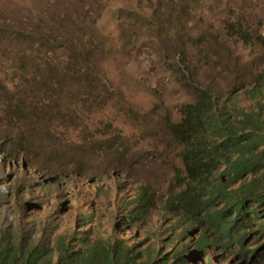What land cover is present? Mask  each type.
Wrapping results in <instances>:
<instances>
[{"label":"trees","instance_id":"16d2710c","mask_svg":"<svg viewBox=\"0 0 264 264\" xmlns=\"http://www.w3.org/2000/svg\"><path fill=\"white\" fill-rule=\"evenodd\" d=\"M202 2L206 9L208 1ZM184 6L182 0H144L133 10L170 16L183 13ZM108 8L113 15L105 20L112 25L120 7ZM50 14L0 18V122L5 123H0V264H264V67L240 92L196 87L195 101L183 104L179 119L168 120L158 133V146L175 142L181 162L175 169L176 191L163 203L170 217L164 234L97 238L95 227H83L94 220L91 215L83 218L80 228L86 230L54 240L47 221L27 223L25 209L31 204L22 202V195L33 190L20 182L19 173L12 175V168L29 165L30 154L65 182L71 169L85 171L72 153L92 143L82 135L77 146L63 132L92 129L91 109L108 103L105 79L98 77L83 28L89 21L66 26V19ZM241 16H229L228 31L251 46L253 31ZM260 44L264 48V37ZM243 96L250 107L242 105ZM42 133L49 136L47 143L35 140ZM35 147L44 151L46 163L39 162ZM143 190L127 203V229L154 208L157 193ZM43 208L36 205L38 212Z\"/></svg>","mask_w":264,"mask_h":264},{"label":"rangeland","instance_id":"374dc122","mask_svg":"<svg viewBox=\"0 0 264 264\" xmlns=\"http://www.w3.org/2000/svg\"><path fill=\"white\" fill-rule=\"evenodd\" d=\"M139 1L144 0H0L1 19L26 20L31 14L51 13L66 19V26L89 21L84 32L90 38L98 77L105 79L103 99L108 103L97 102L91 109L92 129L82 134L63 132L77 146L82 144L78 138L82 135L92 143L83 150L73 149L72 157L82 161L85 171L71 169L65 182L26 153L29 168L11 170L12 175L19 173L20 182L38 186L31 196L24 194L22 202L44 208L40 212L26 208L27 223L47 221L54 240L71 239L88 229L80 226L89 215L96 217L90 225L97 238H153L158 230L164 234L170 217L163 203L176 191L175 169L181 168V162L175 142L167 148L158 146V133L168 120L179 119L183 104L195 101L196 87L217 94L240 92L264 67L260 44L264 0H206V9H201L203 0H182L183 13L170 16L136 13L133 9ZM112 4L120 10L110 25L105 18L113 15L108 8ZM234 13L242 15L240 20L253 31L251 46L230 36L227 19ZM94 21L96 26L91 27ZM9 75L15 76L13 72ZM241 103L251 105L244 96ZM48 137L42 133L35 140L47 143ZM34 150L41 157L39 162H45L44 151L40 147ZM127 150L130 157L121 160L119 154ZM48 168L54 170L55 166ZM143 187L157 193L154 208L137 227L127 229V203Z\"/></svg>","mask_w":264,"mask_h":264},{"label":"clouds","instance_id":"9594fccd","mask_svg":"<svg viewBox=\"0 0 264 264\" xmlns=\"http://www.w3.org/2000/svg\"><path fill=\"white\" fill-rule=\"evenodd\" d=\"M24 166V164L23 165H19L17 168H21V167H23ZM29 168V165L27 164V162H26V166L24 167V168H21L20 170H25L26 168ZM30 184V186H31V188H32V190H33V192H34V188H38V186L36 187L34 184H32V183H29ZM50 185H53V184H50ZM50 185H48V186H50ZM40 186V185H39ZM44 187V186H43ZM47 187V186H46ZM33 192L32 193H24V194H28L29 196H31L32 194H33ZM23 194V195H24ZM23 195H22V198H23ZM27 204H30V203H27ZM35 207H32V205L30 206V207H27V211H30L31 209H33V208H36V205H34ZM36 211H37V209H36ZM89 216H91V215H89ZM89 216H85V217H89ZM94 217H95V215H93ZM84 218V217H83ZM96 218V217H95ZM41 221H44V220H41ZM45 222V221H44ZM84 221L82 220V223H83ZM88 222V221H87ZM91 222H92V220L90 221V224H91ZM90 224L89 225H87L86 227H89L90 226ZM81 227V226H80ZM83 227H84V223H83ZM117 237V236H116ZM60 238V237H59ZM64 238V237H63ZM110 238V237H109ZM126 238V237H125ZM58 239V238H57Z\"/></svg>","mask_w":264,"mask_h":264}]
</instances>
